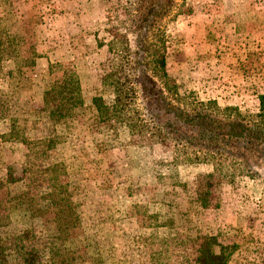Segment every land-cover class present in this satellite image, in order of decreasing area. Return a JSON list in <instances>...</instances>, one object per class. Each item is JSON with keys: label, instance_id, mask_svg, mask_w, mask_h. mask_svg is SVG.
<instances>
[{"label": "rangeland", "instance_id": "obj_1", "mask_svg": "<svg viewBox=\"0 0 264 264\" xmlns=\"http://www.w3.org/2000/svg\"><path fill=\"white\" fill-rule=\"evenodd\" d=\"M11 3L38 57L26 71L27 87L1 99V130L9 131L14 120L33 140L56 134L59 142L36 157L27 156L22 144L0 149V211L10 217L0 227V239L7 250L27 233L26 250L51 263L55 184L76 215L65 238L73 264H152L161 240L169 237L177 242L169 264H188L195 258L190 240L216 234L235 246L227 264H264L263 151L249 156L253 175L236 176L227 160L219 171L211 164L177 163L172 145L132 135L119 123L98 122L94 97L113 102L112 89L101 81L114 58L108 29L123 17L125 0ZM166 33L167 70L181 93L194 91L205 101L259 111L264 0H187ZM69 63L78 72L84 107L76 120L54 124L39 108L46 83L60 81ZM0 85L8 89L6 81ZM148 102L140 95V106ZM182 129L197 132L196 127ZM33 149L37 153L43 145ZM30 161L36 166L25 173ZM48 166L49 172L41 171ZM26 197L31 206L23 202Z\"/></svg>", "mask_w": 264, "mask_h": 264}, {"label": "trees", "instance_id": "obj_2", "mask_svg": "<svg viewBox=\"0 0 264 264\" xmlns=\"http://www.w3.org/2000/svg\"><path fill=\"white\" fill-rule=\"evenodd\" d=\"M186 5L187 0H125L123 17L108 29L111 38L107 46L114 58L101 81L112 89L113 102L108 104L101 96L94 97L98 122L119 123L132 135L153 137L172 145L177 163L211 164L219 171L227 160L231 175L251 176L254 174L249 161L251 152L258 149L264 152V93L258 96L259 111L247 113L238 106L202 100L194 91L180 92L167 70L166 28L168 22L183 13ZM0 7L6 9V15L0 17V80L8 83L7 90L0 87L1 101L27 87L26 71L35 66L38 53L16 18L11 0H0ZM140 95L149 101L145 108L139 104ZM83 107L80 78L75 65L69 63L64 65L60 81L50 79L46 83L39 111L58 124L76 120ZM184 127H196L197 132L189 133ZM58 142L56 134L33 140L14 120L9 131H2L0 126V149L4 151L22 144L27 156L36 157ZM37 144H42L43 149L35 153L33 148ZM35 166L33 161L28 166L25 163L24 172L33 171ZM50 169L41 167L42 172ZM51 198L57 222L49 237L50 264H73L74 255L66 249L65 238L72 227L68 221L76 219V215L70 209L68 195L57 190L55 184ZM28 199L23 202L31 206ZM9 220L0 211V227ZM28 239L27 233L18 235L12 252L0 239V264H44L38 251L26 250ZM161 241L163 246L152 255V264H169L174 255L175 238ZM190 242L195 258L188 260V264H227L235 251L233 244L221 241L220 234L200 236Z\"/></svg>", "mask_w": 264, "mask_h": 264}]
</instances>
